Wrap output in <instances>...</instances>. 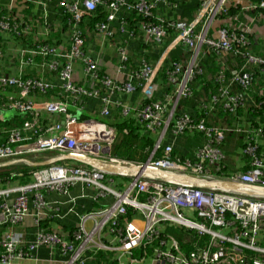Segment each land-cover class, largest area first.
Wrapping results in <instances>:
<instances>
[{"label":"built area","instance_id":"2783aa9c","mask_svg":"<svg viewBox=\"0 0 264 264\" xmlns=\"http://www.w3.org/2000/svg\"><path fill=\"white\" fill-rule=\"evenodd\" d=\"M40 1L47 6L52 0ZM183 1L61 0L60 15L66 16L69 28L66 50L41 42L43 38H32L28 44L29 37H34L31 23L0 14V35L7 33L25 45L20 64L42 68L44 72L47 69L55 76L51 80L25 76L23 70L15 75L0 71V108L23 114L20 124L0 126V160H18L42 152L62 158L31 171L29 182L14 185L12 178H0V185L4 184L0 186V230L4 226L13 229L31 214L39 226L40 218L53 207L48 193L68 195L69 211L76 215L81 211L77 207L79 196L73 197L71 192L77 187L81 198L101 203L97 209L78 213L70 240L58 232L39 229L30 242L20 232L8 231L0 239L2 264L30 258V252L42 244L58 246L63 254H72L66 264H85L88 252L112 248L102 241L103 234L115 237L117 246L124 251L144 241H157L153 249L155 264H264V243L259 240L264 229V160L259 149L264 123L254 126L236 122L228 129L208 124L206 117L196 121L188 113H175L180 100L193 97V84L198 75L205 73L203 59L207 54L216 55L218 61L231 55L234 68L219 61L213 78L217 89L202 99L200 108L206 114L222 109L230 115L245 109L247 95L259 76L256 68L262 67L264 76V54L253 53L250 33L254 21L243 15L261 8L264 1L258 5L241 0H200L191 19L160 16L161 4L177 9ZM230 3L238 13H231ZM99 6L106 9V18L94 24L97 35L104 41L113 38V25L117 24L124 36L116 49L113 75L103 73L98 58L86 51L87 35L82 23ZM134 13L143 19L132 25L129 16ZM52 30L46 25L41 34L48 36ZM170 32H174L172 37ZM139 38L164 45L156 63L143 57L136 67L132 66L130 43ZM179 47L188 53V59L172 60V50ZM3 61L4 50L0 47V64ZM77 65L84 82L76 76ZM166 65L170 66L167 82L171 92L167 101H159L153 98L152 91L158 87L157 82L154 85L158 71ZM54 90L57 92L51 94ZM138 91L145 98L139 106H129L116 97L117 93L133 95ZM95 99L98 106L91 108ZM258 107H264V100ZM114 108L118 109L115 121L111 119ZM53 117L54 122H45ZM130 118L156 134L154 149L145 162L112 155L115 123ZM229 131L249 137L244 148L248 164L245 171L232 172L228 168L225 142ZM196 132L205 141L193 158L175 153L173 144L166 143L169 133L180 137ZM157 150L162 151L159 158L154 157ZM141 166L145 170L138 172ZM117 177L130 180L119 188L115 184ZM219 180L244 186L233 190L206 185ZM164 223L195 231L193 246L184 251L176 238L161 237L159 225Z\"/></svg>","mask_w":264,"mask_h":264},{"label":"crops","instance_id":"0c3cea01","mask_svg":"<svg viewBox=\"0 0 264 264\" xmlns=\"http://www.w3.org/2000/svg\"><path fill=\"white\" fill-rule=\"evenodd\" d=\"M60 1L61 0H52L48 3L47 6H44L40 0H0V14L9 13L11 16L19 17L21 20H28L33 27L34 33L32 35L34 37L32 38H35L34 41H40L41 38L44 39V37H46L42 35L43 33H45L46 25H50L53 30H57L59 28L61 21V7L58 5V2ZM241 1L248 3V1L246 0ZM196 11L193 14H195ZM257 11H255L254 14H247L245 17L247 20L254 21L250 33L253 40L252 51L255 54L262 55L264 54V13ZM159 13L160 16H164L168 19H179L176 16L181 15L182 9L181 6L177 9H171L161 4ZM113 26L115 27L116 35L106 41L102 40L97 35L94 25L91 27H87L85 30V34L87 35V54L91 57L98 58L102 72L108 75H113L115 72L114 66L116 64V49L124 38L123 34L118 28V25L114 24ZM173 35L174 32L169 33V37H172ZM58 40L60 41L58 43L59 48L62 50H66V47L69 44L68 32H66L65 35H61ZM0 47L4 50V61L0 64L1 72L8 75H15L18 73L21 74L22 70L24 74L29 73L30 70H33L39 75L44 74L42 68L30 69V67L26 68L24 65L20 64L21 52L23 48H25V45L18 41L15 37L9 36L7 33L2 34L0 37ZM163 48L164 45L148 43L143 38L132 41L130 43V57L132 66L136 67L138 65V62L143 57L147 58L152 63H156L160 58ZM173 55H177L183 59L189 58L188 53L182 47L172 50L171 57ZM224 58L226 62L223 60ZM216 60L217 63L212 66L213 71V67H216V69H218L219 61L224 63L227 68H234V59L231 55L223 56L222 58H219V61L218 59ZM203 65H206V63L204 64V61ZM163 68L158 71L156 80L154 82V85L157 82L158 87L155 88L154 86L152 91V94L154 96L153 98L159 101H167V95L171 92L168 82L165 84V82L161 80V73ZM210 75L211 74L208 75V78H210ZM76 76L81 82H84L82 69L81 67H79V65L76 66ZM194 86L196 88L193 97L182 99L178 103L175 113H188L189 115L194 116V114H196L197 112L196 109L200 108L199 105L202 99L209 96L210 88H208L207 83L201 85V83L196 81ZM116 97L123 99L124 102L129 106H139L143 102V100H145L144 94L141 91H138L133 95L117 93ZM263 98L264 76L260 75L257 77L256 83L254 84L252 90L247 95V106L245 107V109L241 110L238 115H230L224 112L222 109H217L210 114H207L206 122L208 124L216 125L220 128L228 129H230L236 122L237 124L241 125H243L245 122H248L254 126L262 125L264 123V107H258L257 102ZM97 106L98 103L96 102V99L94 102L90 103L91 108ZM15 113L16 111L12 109L0 108V120H9ZM113 114L114 117L111 119L115 121V118L118 116V109L114 108ZM237 118L239 119L237 120ZM20 119V121L12 120L6 124L2 120L3 122L0 121V126L3 128L12 125H18L23 120L22 118ZM167 135L168 136L166 138V143L173 144L174 150L180 153L183 157L193 158L195 151L199 147L198 145L203 141L202 135L198 132L187 133L180 137H174L172 133H169ZM199 136L202 138L201 142L191 144L188 143L190 138H199ZM245 137L246 136L242 134L232 133L230 131L227 133L225 153L228 159V168L232 172H242L247 169V158L244 155L246 140ZM259 149L261 152L260 154L264 160V135L259 139ZM32 156L33 160L35 161H42L43 158H46V156L38 153H32ZM16 165L20 164L12 163L11 160H0V170L14 167ZM18 175L19 177L13 179L12 184L18 185L24 183L22 179L23 174L18 172ZM79 190L80 189L77 187L71 192V195L73 197L79 196L77 200V207L78 210L81 211H78L77 215L69 211L70 203L68 195H62L55 192L47 194V199L55 208L60 209L61 213L63 214V217L61 218L62 224L53 228L56 229V231H59L61 235L69 240L72 239L73 233L76 230L77 221L79 219L77 217L78 213L89 210L93 205L92 201L80 197ZM52 209L53 208L47 210V217L55 215V212ZM189 212L191 213V211ZM42 219L43 218H40V223ZM165 225L171 226L174 224H160L159 230L161 237L165 239H169L170 237L176 238L175 235L170 232H168L166 235L162 234V230L166 228ZM39 228L45 229L43 226H37L35 217L33 216V214H31L22 224L13 227V229H11V227L9 226L2 227L0 230V239H2L8 231L15 230L20 232L25 241L31 242L35 240L36 232L39 230ZM259 240L260 242L264 241V229L261 232ZM102 241L112 246L111 249L104 251L105 253L107 251L108 255L106 254L105 256L97 258V255H95V253L99 250H93L86 254L87 261L84 262L85 264H155L153 252L150 256L148 254L147 256H143L142 258H137L133 256L129 251L121 250L117 246L118 240L110 234H103ZM195 241L196 239L192 241V244ZM1 252L2 250L0 247V254ZM30 254V258L16 261L13 264H66V262L69 261L72 257V254H63L58 246L46 244L38 245L34 250L30 252ZM0 264L2 263L0 262Z\"/></svg>","mask_w":264,"mask_h":264},{"label":"trees","instance_id":"16d2710c","mask_svg":"<svg viewBox=\"0 0 264 264\" xmlns=\"http://www.w3.org/2000/svg\"><path fill=\"white\" fill-rule=\"evenodd\" d=\"M248 2H254L256 4H259L262 0H246ZM200 4V0H184L183 2L180 3L181 5V9H182V13L181 15L176 16L177 18H184L187 17L189 19L193 18L195 14H193L199 7ZM230 6V11L231 13H238V9L235 7V5H233V3L229 4ZM105 8L103 6H99V8L97 9V11L92 14L90 16L89 19H87L86 21H84L82 23V27L84 29V32L86 30L87 27H91L93 26L96 22H98L99 20H104L106 18L105 15ZM259 10V11H257ZM255 11L257 12H262L264 13V6L262 5L261 8H257L255 10H253L250 14H254ZM244 17L246 16L245 14L243 15ZM129 18L131 19V23L132 25L135 23V21L141 20L143 19V17H141L140 15L137 14H132L129 16ZM60 26L57 30H52L48 36L44 37V39H41V42H49L53 45H58V43L60 42L58 39L61 35H65L66 32H69V28H68V22H67V18L66 16H61L60 15ZM67 36V35H66ZM32 42V37H29V42L28 44H30ZM64 42V40H63ZM59 46V45H58ZM181 57L177 56V55H173L172 56V60L173 59H179ZM218 57L214 54H207V56L203 59L204 64L206 63V65L204 66L205 68V73L204 75H198L196 81H198L199 83L205 84L207 83L208 88H210L209 93L215 92L217 89V85H215L214 82V75L216 74V72L218 71V69H216V67L214 68V71L212 69V66L214 64L217 63ZM37 61H40L39 59H37ZM30 69H33L30 67ZM170 69L169 65H166V67L163 68L162 73H161V80L163 82H165V84L167 83V71ZM257 69V75H261L262 74V67H258ZM46 71L44 72L43 75H39L37 74L35 71L30 70L29 76H35V77H43V78H50L51 80H55V76L51 73H49V71L47 69H45ZM210 75V78H208V75ZM195 81V82H196ZM195 83L193 84V87L196 88ZM57 92V90H54L53 93ZM264 99V98H263ZM263 99H261L260 101H262ZM258 101V103L260 102ZM196 114H194V119L196 121L204 118L207 116L206 112L202 109V108H197L196 109ZM3 116V115H2ZM23 114L16 112L11 119H1L0 121L6 124L9 123L12 120H21L20 118H22ZM3 120V121H2ZM55 121V117L53 118H49L46 119L45 122H54ZM115 128L117 131V136L116 139L113 143L112 146V155L121 159H126L129 161H133V162H145L149 156L151 155L153 149H154V143L156 140V134H154L153 132H148L145 130L144 128V124L139 122L137 119L135 118H130L128 120H123L120 121L118 123H115ZM202 135V134H201ZM203 137V135H202ZM245 146L247 145L248 141H249V137L246 136L245 137ZM202 138L199 136V138H190L189 140V144L191 143H196V142H201ZM205 141V138L203 137V141L198 145H202ZM175 153H178L174 150ZM162 155V151L161 150H157L154 154L155 158H159ZM245 157L246 154L244 153ZM192 158V157H191ZM39 168L38 166L34 167V170ZM33 169V167L28 166V165H16L14 167H10L7 169H3L0 170V178L3 180H6V178H12V179H16L19 177L18 172L23 174V182H29L32 177H31V170ZM15 173V174H13ZM130 179L128 178H116V186L119 188H124V186L129 182ZM0 186H4V184L0 185ZM99 204L97 202H93V205L90 209H96L98 208ZM55 212L54 216L51 217H44L41 220V223L39 224V227H44L45 229H43L44 231H55L60 233L59 231H56V229H54L53 227L58 226L60 224H62V220L61 218L63 217V214L61 213L60 209L55 208L54 206L52 207ZM132 215V211L129 209L128 210V217H131ZM45 221V222H44ZM165 229L162 230V234L166 235L168 232L173 233L175 235V237L177 238V240L179 241V243L181 244V247L183 250H188L190 247H192V241H194L196 239V232H194L193 230L190 229H186L180 226H174V225H165ZM42 229V228H39ZM162 229V226H161ZM201 242L203 243V238L199 239ZM264 243V241H262ZM157 243V241H156ZM155 242H149V241H145L144 243H142L140 246H138L135 249H132L130 251V253L137 257V258H142L143 256H147L149 254V256L152 254L153 252V247L156 245ZM105 250H99L95 253V255H97V258L101 257V256H105L106 254L108 255L107 251L106 253L104 252Z\"/></svg>","mask_w":264,"mask_h":264},{"label":"water","instance_id":"95a60500","mask_svg":"<svg viewBox=\"0 0 264 264\" xmlns=\"http://www.w3.org/2000/svg\"><path fill=\"white\" fill-rule=\"evenodd\" d=\"M61 159L62 158H60V157H55V158H52L51 160L45 161V162H31V161H29V164H31L32 166H42V165H48L51 162H55V161H58ZM85 161H83V162H85ZM11 162L15 163L14 161H11ZM144 170H145V167H143V166L138 168V172H142ZM107 171H109L110 173H117V170H114V169H107ZM206 185H211V186L221 187V188H228V189H233V190H239L241 187L244 186L240 182L226 181V180H219L218 182H208Z\"/></svg>","mask_w":264,"mask_h":264},{"label":"clouds","instance_id":"9594fccd","mask_svg":"<svg viewBox=\"0 0 264 264\" xmlns=\"http://www.w3.org/2000/svg\"><path fill=\"white\" fill-rule=\"evenodd\" d=\"M264 0H262L261 2H263ZM260 2V3H261ZM249 3H254V2H248V4ZM259 5V4H258ZM62 9V8H61ZM255 10V9H254ZM253 10H248V13L247 14H250L251 12H252ZM5 14H9V13H5ZM188 19V18H187ZM0 37H1V35H0ZM17 39V38H16ZM18 40V39H17ZM19 41V40H18ZM204 66V65H203ZM25 76H26V74H24ZM196 81V80H195ZM195 89V88H194ZM51 94H53V92L51 93ZM264 100V99H263ZM181 101V100H180ZM257 105H258V102H257ZM227 113V112H226ZM229 114V113H228ZM194 117V116H193ZM116 129V128H115ZM116 136H117V131H116ZM38 154H42V155H44V156H46V158H43L42 159V161H35V160H33V156H32V154H29V155H27L26 157H23V158H19L18 160H11V161H14L15 162V164H20V165H28V166H31V167H33V169L31 170V171H33L34 170V167H36V166H32L31 164H29V161H31V162H45V161H49V160H51L52 159V157H54L53 155H54V153H52V152H42V153H38ZM152 154V153H151ZM151 156V155H150ZM149 156V157H150ZM20 159H25V161L24 160H20ZM74 161V160H73ZM228 161V160H227ZM76 162H78V161H76ZM43 166H45V165H42V166H38L39 168L40 167H43ZM30 171V172H31ZM245 171V170H244ZM117 178H123V177H117ZM111 198H109L108 199V201L109 202H111ZM94 202H97L98 204H99V206L98 207H100L101 206V203L99 202V201H94ZM93 203V202H92ZM97 209V208H96ZM187 229V228H186ZM195 232V231H194ZM196 239H197V234H196ZM145 242V241H144ZM137 248V247H136ZM182 248V247H181ZM135 249V248H134ZM131 251V250H130ZM129 251V252H130ZM185 251V250H184ZM187 251V250H186Z\"/></svg>","mask_w":264,"mask_h":264},{"label":"bare ground","instance_id":"6f19581e","mask_svg":"<svg viewBox=\"0 0 264 264\" xmlns=\"http://www.w3.org/2000/svg\"><path fill=\"white\" fill-rule=\"evenodd\" d=\"M123 170H127V168H124Z\"/></svg>","mask_w":264,"mask_h":264},{"label":"rangeland","instance_id":"374dc122","mask_svg":"<svg viewBox=\"0 0 264 264\" xmlns=\"http://www.w3.org/2000/svg\"><path fill=\"white\" fill-rule=\"evenodd\" d=\"M185 18V17H184ZM190 100V99H189ZM13 174H15V173H13Z\"/></svg>","mask_w":264,"mask_h":264}]
</instances>
